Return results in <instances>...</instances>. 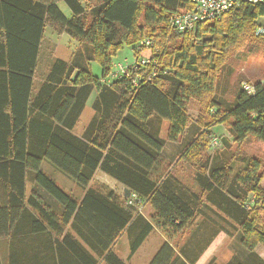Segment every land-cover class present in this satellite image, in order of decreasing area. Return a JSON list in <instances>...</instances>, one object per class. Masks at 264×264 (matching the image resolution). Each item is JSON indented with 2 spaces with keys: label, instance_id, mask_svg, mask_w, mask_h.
<instances>
[{
  "label": "trees",
  "instance_id": "trees-1",
  "mask_svg": "<svg viewBox=\"0 0 264 264\" xmlns=\"http://www.w3.org/2000/svg\"><path fill=\"white\" fill-rule=\"evenodd\" d=\"M81 3L0 0V238L8 222L24 210L26 177L63 207L64 223L30 194L27 207L37 212L43 226L61 235L66 218L77 212V201L42 172L47 162L82 189L99 169L130 192L127 207H151L150 223L141 217L132 222L137 220L141 228L131 253L154 228L172 241L196 212L208 210L229 220L222 232L231 235L237 229L241 234L246 255L226 264H264L255 253L256 246L264 248V160L240 159L241 146L248 141L264 151V83L250 85V94L240 85L228 107L217 94L218 79L231 58L247 45L264 47V35H256L264 28V7L240 4L219 21L200 23L180 35L170 20L190 10V0H97L89 11ZM49 26L78 46L67 61H53L32 95L39 46ZM145 40L158 50L139 53ZM125 47L137 61L134 70L112 80L119 64L114 58ZM139 59L151 63L138 67ZM91 63L99 66V77L91 73ZM92 94L94 115L76 137L72 132ZM192 104L197 106L194 120ZM217 126L225 127L238 146L228 160L221 152L208 154L219 147L210 146ZM170 146L172 157L163 158ZM234 162L245 166L234 170ZM109 194L103 197L89 189L83 207L88 203L91 210L100 208L108 215L121 212L111 239L132 214ZM93 195L105 204L89 203ZM109 244L106 263L123 264ZM168 247L164 244L161 251Z\"/></svg>",
  "mask_w": 264,
  "mask_h": 264
},
{
  "label": "crops",
  "instance_id": "crops-1",
  "mask_svg": "<svg viewBox=\"0 0 264 264\" xmlns=\"http://www.w3.org/2000/svg\"><path fill=\"white\" fill-rule=\"evenodd\" d=\"M50 31L53 33L52 37H55L56 32L53 29ZM44 40L43 35L33 78L32 95L35 94L39 85L46 78L53 61L55 59L67 61L74 52V50L64 52L62 49H56V44L50 40L46 44L48 49H52L53 46L55 48L53 51H47L48 53L43 56ZM56 51L67 55V59L63 55L57 56ZM39 69L42 70L38 76ZM95 98L96 95L92 94L72 132L74 136L81 137L85 127L91 121L94 115L92 103ZM163 154V158L167 159L173 155L167 149ZM41 170L52 178L68 196L77 201L80 211L77 210L75 214L68 219L66 218L64 231L61 235H58L48 226H43L37 212L27 207V198L30 194L36 195L58 220H62L64 223L63 207L41 187L33 183L31 177H26L23 192L24 210L22 208L15 220L8 222L5 230L2 231L0 264H107L105 257L109 243L110 251L123 264H208L210 261L221 264L215 258L214 252L219 245L220 236H227L225 232L220 230H224L227 222H229V220H225V215H219L208 210L196 212L190 224L181 233L174 235L172 241H168L166 235L154 228L138 249L131 253V244L138 237L141 228L137 220L134 224L132 222L141 217L143 222L150 223L154 211L149 205L145 204L139 211L136 207H127L125 205L127 198L124 193L125 188L99 169L95 171L85 189L62 175L47 162L42 163ZM89 189L103 197L112 193L113 197L123 205L124 210L132 214L129 223L123 230L117 232V236L115 235L114 238L110 239L109 235L116 231L119 220L122 219L121 212L115 210L114 215H108L105 210L100 208L91 210L88 203L83 207V200ZM100 200L105 204V200L93 195L89 199V203L101 202ZM193 202L194 204L199 203L195 200ZM143 224L142 226H144ZM111 240L112 242H110ZM164 244L169 245V247L161 251ZM170 249H173V253ZM256 254L263 260L258 253ZM244 256H237L233 253L230 260L233 257L243 258Z\"/></svg>",
  "mask_w": 264,
  "mask_h": 264
},
{
  "label": "rangeland",
  "instance_id": "rangeland-1",
  "mask_svg": "<svg viewBox=\"0 0 264 264\" xmlns=\"http://www.w3.org/2000/svg\"><path fill=\"white\" fill-rule=\"evenodd\" d=\"M81 4L84 5L86 9H89L95 5L97 0H81ZM60 10L64 13L65 16L69 17V11L63 3H59ZM52 30L49 26L44 33V43H43V50L42 55H46L49 50H54V46L52 49H48L46 45L47 41H52L56 44V49H62L65 51L76 50L77 46L76 43L74 44L73 40L67 35L64 34L63 36L56 33L55 37H52ZM51 43V42H50ZM74 44V45H72ZM153 45V44H152ZM152 52L158 50L157 47L151 46ZM48 49V50H47ZM144 54L148 53V50ZM56 55L61 56L63 55L65 58L67 55L56 51ZM42 57V56H41ZM67 59V58H66ZM132 60V53L129 48L125 47L123 50L119 51L117 56L114 58V64H125L128 61ZM133 61V60H132ZM46 67V66H45ZM91 73L99 77L100 76V68L96 63L90 64ZM39 69L38 76L40 74ZM264 83V47L254 44L247 45L245 49L241 50L240 52L236 53L231 60L229 61L228 65L224 69L223 73L218 79L217 83V94L220 98V101L223 103L225 107L231 106L235 102V95L242 83L249 84L251 86L255 85V83ZM190 117L194 120L197 114V106L196 104H192L189 109ZM166 122L163 124L162 127V134L161 136L165 138L166 133ZM213 136L219 139L220 145L217 149H209L208 154L211 156L212 153L221 152L223 158L228 160L234 153L237 152L238 146L234 143L230 132L223 126H217L213 129ZM167 150L172 152L173 146L167 148ZM214 152V153H215ZM250 158H254L260 161L264 160V151L262 148L254 145L251 141L244 143L241 146V154L240 159L247 160ZM245 164H241L238 162L233 163V169L236 170L238 168L244 167ZM60 176V175H59ZM65 178V177H64ZM61 180V179H60ZM98 180V179H97ZM72 182V181H70ZM66 191V190H65ZM143 212H145L143 210ZM231 233V230H229ZM232 235H222L219 238V245L215 248V258L218 260L219 263H225L230 260L231 255L234 253L237 256H244L246 251L241 246V234L240 232L235 229L232 230ZM256 253L264 260V248L261 245L255 247Z\"/></svg>",
  "mask_w": 264,
  "mask_h": 264
},
{
  "label": "built area",
  "instance_id": "built-area-1",
  "mask_svg": "<svg viewBox=\"0 0 264 264\" xmlns=\"http://www.w3.org/2000/svg\"><path fill=\"white\" fill-rule=\"evenodd\" d=\"M191 9L185 12H178L171 17L170 27L178 34L182 35L192 32L196 29L197 25L203 22L219 21L224 15L228 14L234 7L240 4L261 5L264 7V0H190ZM256 35L263 36L264 28H259ZM142 46V47H141ZM151 42L145 40L140 43L138 48L139 53H144L143 50H150ZM133 60L130 63L118 64L115 67V72L111 74L110 79H121L128 77L133 69ZM151 60L139 59L138 67L141 65L149 64ZM242 89L250 94L252 87L246 83H242ZM211 147H218L219 142L216 137L211 139Z\"/></svg>",
  "mask_w": 264,
  "mask_h": 264
},
{
  "label": "water",
  "instance_id": "water-1",
  "mask_svg": "<svg viewBox=\"0 0 264 264\" xmlns=\"http://www.w3.org/2000/svg\"><path fill=\"white\" fill-rule=\"evenodd\" d=\"M124 193H125V197H129L130 192L127 189L124 190Z\"/></svg>",
  "mask_w": 264,
  "mask_h": 264
}]
</instances>
